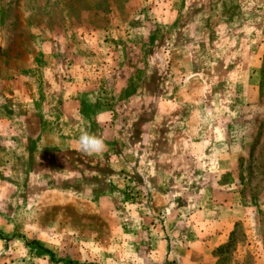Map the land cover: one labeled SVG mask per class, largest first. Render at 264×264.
<instances>
[{"label": "rangeland", "instance_id": "1", "mask_svg": "<svg viewBox=\"0 0 264 264\" xmlns=\"http://www.w3.org/2000/svg\"><path fill=\"white\" fill-rule=\"evenodd\" d=\"M186 246L264 264V0H0V264Z\"/></svg>", "mask_w": 264, "mask_h": 264}, {"label": "crops", "instance_id": "2", "mask_svg": "<svg viewBox=\"0 0 264 264\" xmlns=\"http://www.w3.org/2000/svg\"><path fill=\"white\" fill-rule=\"evenodd\" d=\"M16 93H17V90H16ZM16 101H18V100H16ZM19 101H23V97ZM43 101H44V99H43ZM14 114H15V116L25 117V118H32L35 116V114H33L32 109L27 110L26 113L21 111V110L15 109ZM29 128H31V126H29ZM31 131H33V129ZM233 212L235 213L234 215H236L238 211L235 210ZM223 219L225 221H228L227 217H225ZM236 219H237V217H234V220H236ZM239 219H241V218H239ZM230 222H234V221L229 220V223ZM233 224H235V223H233ZM192 250H193V248L188 249V247L186 246L185 252L183 254H179L177 256V264H207V259L209 258L208 256H206V255L203 256L202 254H194Z\"/></svg>", "mask_w": 264, "mask_h": 264}, {"label": "clouds", "instance_id": "3", "mask_svg": "<svg viewBox=\"0 0 264 264\" xmlns=\"http://www.w3.org/2000/svg\"><path fill=\"white\" fill-rule=\"evenodd\" d=\"M80 145L83 151H87L89 154L93 152H99L103 148V142L88 134H83L80 137Z\"/></svg>", "mask_w": 264, "mask_h": 264}]
</instances>
